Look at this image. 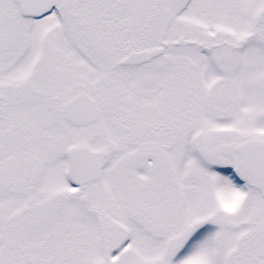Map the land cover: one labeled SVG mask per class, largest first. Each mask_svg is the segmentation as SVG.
<instances>
[{"label": "snow or ice", "instance_id": "snow-or-ice-1", "mask_svg": "<svg viewBox=\"0 0 264 264\" xmlns=\"http://www.w3.org/2000/svg\"><path fill=\"white\" fill-rule=\"evenodd\" d=\"M0 264H264V0H0Z\"/></svg>", "mask_w": 264, "mask_h": 264}]
</instances>
